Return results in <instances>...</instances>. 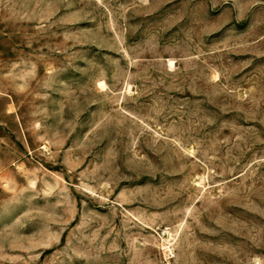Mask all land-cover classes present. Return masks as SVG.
I'll return each mask as SVG.
<instances>
[{"label":"rangeland","instance_id":"1","mask_svg":"<svg viewBox=\"0 0 264 264\" xmlns=\"http://www.w3.org/2000/svg\"><path fill=\"white\" fill-rule=\"evenodd\" d=\"M0 264H264V0H0Z\"/></svg>","mask_w":264,"mask_h":264}]
</instances>
